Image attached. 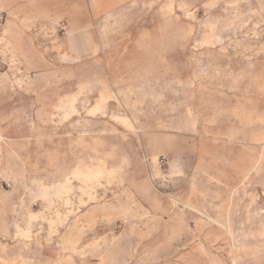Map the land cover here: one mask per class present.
Wrapping results in <instances>:
<instances>
[{
    "label": "rangeland",
    "instance_id": "obj_1",
    "mask_svg": "<svg viewBox=\"0 0 264 264\" xmlns=\"http://www.w3.org/2000/svg\"><path fill=\"white\" fill-rule=\"evenodd\" d=\"M105 26L167 33L169 48L173 34H196L185 42L184 63L203 79H224L227 70L233 80L264 81V0H143ZM64 30L62 21L36 23V0H0V257L29 264H264V237L261 248L250 237L248 247L201 250L195 260L161 243L132 247L145 236L162 240L147 232L138 217L145 206L133 195L145 161L136 122L96 114L95 96L76 88L80 70L67 78L55 58ZM36 43L57 69L51 76L36 70Z\"/></svg>",
    "mask_w": 264,
    "mask_h": 264
},
{
    "label": "crops",
    "instance_id": "obj_2",
    "mask_svg": "<svg viewBox=\"0 0 264 264\" xmlns=\"http://www.w3.org/2000/svg\"><path fill=\"white\" fill-rule=\"evenodd\" d=\"M139 1L41 0L38 7L36 0V23L64 24L54 56L65 63L67 78L80 70L76 88L95 96V113L136 122L145 153L143 181L138 184L136 179L132 185L134 197L145 206L137 215L150 226L146 231L159 232L162 240L145 236L132 247L161 243L188 250L183 255L193 260L201 250L248 247L250 237L261 248L264 81L233 80L227 70L224 79H203L199 68L184 63L185 42L195 40L196 34H173L176 43L169 48L163 44L170 39L167 33L103 27ZM46 53L36 43V70L51 76L57 69ZM86 87L96 92H86ZM121 107L123 117L118 115ZM154 221L160 225L155 230ZM238 235L244 239L240 244ZM0 264L29 262L1 256Z\"/></svg>",
    "mask_w": 264,
    "mask_h": 264
},
{
    "label": "built area",
    "instance_id": "obj_3",
    "mask_svg": "<svg viewBox=\"0 0 264 264\" xmlns=\"http://www.w3.org/2000/svg\"><path fill=\"white\" fill-rule=\"evenodd\" d=\"M262 195H264V192H262Z\"/></svg>",
    "mask_w": 264,
    "mask_h": 264
}]
</instances>
